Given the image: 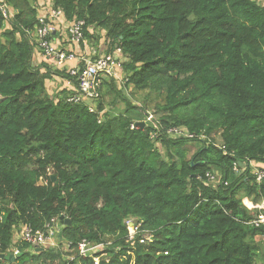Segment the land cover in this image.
I'll return each mask as SVG.
<instances>
[{
	"label": "trees",
	"instance_id": "16d2710c",
	"mask_svg": "<svg viewBox=\"0 0 264 264\" xmlns=\"http://www.w3.org/2000/svg\"><path fill=\"white\" fill-rule=\"evenodd\" d=\"M1 4L0 264H90L82 240L102 245L100 264H264V226L252 224L264 210L243 205L264 201V178L232 170L248 160L264 170V0ZM49 6L64 24L82 21L96 51L101 41L107 55L119 50L124 87L145 93L140 106L102 78L91 112L71 100L78 86L65 69L33 65L37 16ZM57 79L72 88L49 95ZM172 127L194 138L171 137ZM216 172L221 182L208 183ZM52 219L63 223L56 248L16 241L22 226L42 232Z\"/></svg>",
	"mask_w": 264,
	"mask_h": 264
},
{
	"label": "built area",
	"instance_id": "2783aa9c",
	"mask_svg": "<svg viewBox=\"0 0 264 264\" xmlns=\"http://www.w3.org/2000/svg\"><path fill=\"white\" fill-rule=\"evenodd\" d=\"M40 6H43L40 4ZM43 12L37 16L38 25L35 31L33 43H36L38 46L35 50H39L41 55L44 58L51 59L57 67L63 68L66 63L74 62L73 67L68 69V74L76 79L79 95L73 97L71 100H85V99H95L98 98V89L102 84V78H113L119 80L117 73L121 72L118 61L119 59V50L114 52L112 55H98L96 50H93L90 54L86 56H77L72 52H65L59 50L54 42L51 40L52 34L57 31V28L52 24L53 20H57V26L62 27L64 32H67L70 35V39L75 43L79 42L84 43L82 38V21H74L69 24L62 23L60 16V11H55L49 6L46 10L43 8ZM0 11L6 16V8L3 4L0 6ZM98 55L97 57H94ZM83 62V63H82ZM83 66H82V64ZM70 85V82L67 83ZM148 119H152V116H148ZM167 134L171 137L176 138H188L191 139L194 136L186 132L183 128L172 127L167 130ZM203 138V137H201ZM242 167L240 169L239 165ZM236 162L232 166L233 172L240 174L246 168H251L252 174L255 176L256 181L260 182L264 178V170L259 169L256 165H253L251 162ZM206 177L208 178V183L218 184L221 182V176L219 173L210 174L207 173ZM244 206L249 209H258L264 210V201L259 205H254L248 201H243ZM128 228V237L127 240H132L137 235L136 228L134 227L131 221H127ZM255 226L263 225L264 226V216H258V219L252 222ZM57 221L52 219L49 224L45 226V230L40 232H34L32 228L28 225L22 226L18 231V236L20 239L28 244L33 246H57L54 237L57 234ZM152 240L150 235L140 236V242H147ZM70 244L66 245V249ZM102 249V245H90L87 240H82L77 244L78 256L79 257H90V264H100L101 258L104 256L103 251L100 255H96ZM15 253H18L16 251Z\"/></svg>",
	"mask_w": 264,
	"mask_h": 264
},
{
	"label": "rangeland",
	"instance_id": "374dc122",
	"mask_svg": "<svg viewBox=\"0 0 264 264\" xmlns=\"http://www.w3.org/2000/svg\"><path fill=\"white\" fill-rule=\"evenodd\" d=\"M56 28H57V31H59L60 29L63 30L62 27H58L57 25H56ZM83 48H85V50L88 52L87 54H90L95 49V47L93 45L87 44L86 41H85V44L83 45ZM105 49L106 48H105V46L103 44V41H101L100 44L97 47L98 51H96V52H98L99 55H105V54L107 55V53L105 52ZM79 53L81 54V52H79ZM117 75H118V77L120 76L119 80H117L115 82L116 86H117V89L122 90L123 93L127 94L128 97H129V100L132 102L133 105L140 106V101L143 99L145 93L139 92V93H135L134 96L131 95L130 94V89L127 90L124 87V83L125 82H124V79L123 80L121 79V77H122L121 72H118ZM52 82H54V83L53 84L52 83L51 84H49V83L46 84V88H47L46 91L48 92L49 95L56 94L57 92L60 91L59 89L62 88V86H64V81H62L61 79H57V81H52ZM56 82H58L59 84H56ZM116 103H117V106H116V110L114 112L122 111L124 109V107H125L123 102L118 100V101H116ZM110 109H111L110 107H105L106 111H110ZM194 149H195V147L190 146V149H189L190 153H192L194 151ZM57 227L61 229L63 226L60 225V224H57ZM55 238L56 237H54V240H56ZM16 241H18L17 237H16ZM66 245H67V243H65L64 246H66Z\"/></svg>",
	"mask_w": 264,
	"mask_h": 264
},
{
	"label": "crops",
	"instance_id": "0c3cea01",
	"mask_svg": "<svg viewBox=\"0 0 264 264\" xmlns=\"http://www.w3.org/2000/svg\"><path fill=\"white\" fill-rule=\"evenodd\" d=\"M55 35H56L55 38H53L54 42L56 43L57 47L60 48L61 50L74 52V54H76L78 57L87 55L88 52L85 50V48H83V50H82L81 47L72 46L67 41L68 39H67L66 33L63 30L60 29L59 31L56 32ZM79 52H81V54ZM44 62H45V60L42 57L41 53L39 51H35L34 58H33V63H34L33 65H40ZM74 64H75L74 62L66 63L65 67H64L65 70L73 67ZM48 65L52 70L58 69L57 67L52 66L50 63ZM56 84H59V83L56 82ZM63 87H66L65 82H64Z\"/></svg>",
	"mask_w": 264,
	"mask_h": 264
},
{
	"label": "clouds",
	"instance_id": "9594fccd",
	"mask_svg": "<svg viewBox=\"0 0 264 264\" xmlns=\"http://www.w3.org/2000/svg\"><path fill=\"white\" fill-rule=\"evenodd\" d=\"M57 32V31H56ZM55 32V33H56ZM83 43V42H82ZM54 44L56 45V43L54 42ZM85 44V40H84V43H83V45ZM56 47H57V45H56ZM58 48V47H57ZM59 50H61L60 48H58ZM35 51H39V50H35ZM61 51H65V50H61ZM40 52V51H39ZM65 52H69V51H65ZM41 53V52H40ZM43 57V56H42ZM44 58V57H43ZM44 59H46V61L45 62H47L48 64L50 63L52 66H55V67H57L56 65H54L55 63L51 60V59H47V58H44ZM58 68V70H64L65 68L63 67V68H60V67H57ZM56 70V69H55ZM66 72H67V74H68V69L66 70ZM69 75V74H68ZM70 76V75H69ZM71 77V76H70ZM72 78V77H71ZM72 79H74V78H72ZM117 81V80H116ZM69 82V81H68ZM67 81H65V85H66V88H72V86H71V83H70V85H68L67 83H68ZM103 83V82H102ZM101 88H102V84H101V86L99 87V89H98V93L100 94V91H101ZM99 94H98V97H99ZM79 95V92H77V94H76V96H78ZM96 99H98V98H95V99H85L84 101H86L87 103H88V109H89V111H91V112H93L94 110H95V107L93 106V102L94 101H96ZM103 114H104V111L103 112H100L99 113V122L102 120V116H103ZM149 120H151V119H148V118H146L145 117V120L144 121H137V122H135V124H132L131 125V129H133V128H136V129H139L138 128V126L136 125V123H139V122H144L145 123V126H146V122L147 121H149ZM145 126H144V128H145ZM194 138V137H193ZM204 138V137H203ZM203 138H201L200 137V139H203ZM249 161V160H248ZM249 162H251L253 165H255L252 161H249ZM257 166V165H256ZM258 167V166H257ZM251 169V168H250ZM218 173V172H217ZM221 176V175H220ZM257 183H259V182H257ZM243 201H248V202H250L251 203V201H249L248 199H244ZM262 203V202H261ZM253 204V203H252ZM244 205V204H243ZM254 205H259V204H254ZM246 208V207H245ZM247 209V208H246ZM249 210V209H248ZM253 210H258V209H253ZM262 210V209H261ZM57 221V220H56ZM57 224H58V222H57ZM61 225L63 226V223H61ZM58 228V227H57ZM20 230V229H19ZM18 230V231H19ZM60 231H59V228H58V231H57V234L56 235H58V233H59ZM56 235H55V237H56ZM17 240L18 241H22L21 239H20V237L18 236V232H17ZM23 242V241H22ZM56 242V241H55ZM56 244H58V242H56ZM31 245V244H30ZM31 246H33V245H31ZM34 247H37V248H40V249H43V248H56L57 246H54V247H49V246H34ZM65 247V249H66V246H64ZM17 251V250H16ZM15 251V252H16ZM19 252V251H18Z\"/></svg>",
	"mask_w": 264,
	"mask_h": 264
},
{
	"label": "water",
	"instance_id": "95a60500",
	"mask_svg": "<svg viewBox=\"0 0 264 264\" xmlns=\"http://www.w3.org/2000/svg\"><path fill=\"white\" fill-rule=\"evenodd\" d=\"M136 125L138 126V128L140 129V130H143L144 129V126H145V123L144 122H139V123H136ZM53 181H54V179H53ZM58 220H60L61 222L63 221V216H61L60 217V219H58ZM64 222H65V224H69V221L66 219V220H64ZM58 237L60 238L61 237V232H59L58 233ZM4 256L3 255H1V258H3ZM14 258V256L13 255H10L9 256V261L10 260H12Z\"/></svg>",
	"mask_w": 264,
	"mask_h": 264
}]
</instances>
